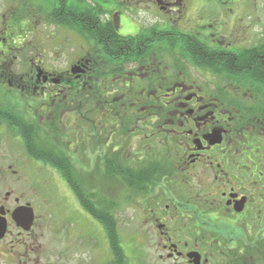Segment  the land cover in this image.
<instances>
[{
	"label": "flooded vegetation",
	"instance_id": "obj_1",
	"mask_svg": "<svg viewBox=\"0 0 264 264\" xmlns=\"http://www.w3.org/2000/svg\"><path fill=\"white\" fill-rule=\"evenodd\" d=\"M0 264H264V0H0Z\"/></svg>",
	"mask_w": 264,
	"mask_h": 264
},
{
	"label": "trees",
	"instance_id": "obj_2",
	"mask_svg": "<svg viewBox=\"0 0 264 264\" xmlns=\"http://www.w3.org/2000/svg\"><path fill=\"white\" fill-rule=\"evenodd\" d=\"M104 35V34H103ZM99 33L97 34H89L87 37H91L97 39V41H108L106 39H100L99 37H104ZM123 39L128 40L132 39L131 37ZM49 141L46 136L40 137H29L28 143L25 144V149H27L28 156H32L35 159L44 160V162L48 163L49 165H53L61 174V177L64 178L73 188H80L82 187L81 183L78 181L81 178V174L78 173V168H76L75 164L72 163L71 159H66L62 153V162L61 164H56L53 159L51 160V152L47 149L46 146H49ZM66 154V153H65ZM110 173V172H109ZM111 177V175L105 174V177ZM83 178V175H82Z\"/></svg>",
	"mask_w": 264,
	"mask_h": 264
},
{
	"label": "rangeland",
	"instance_id": "obj_3",
	"mask_svg": "<svg viewBox=\"0 0 264 264\" xmlns=\"http://www.w3.org/2000/svg\"><path fill=\"white\" fill-rule=\"evenodd\" d=\"M64 41L66 45V39L65 38H61L59 37L58 38V42H60V44L62 45V42L61 41ZM52 40L50 39H45V40H38V42H41L43 47H46L49 46L48 45V42H50ZM74 44L76 46V50L78 51V48L80 46V44H82L83 41H81V39L78 37H75L74 38ZM86 169H89L87 166L85 167ZM24 171V176H23V179L25 178V180L28 182V185L31 186V187H26V190L27 192H32V191H39L37 187L40 186V184L42 183V178L50 175L51 171L48 170L47 168L45 167H34V166H30V168H28V170H23ZM26 172H28V176L29 178L26 176ZM38 180V181H37ZM57 183H58V188L55 186V183L54 182H49L48 181H45L43 185H41V191H44V192H53V191H63V192H68L69 191V187L66 183V181L64 180V178H62L61 176H58L57 177ZM108 185L112 186L113 184L112 183H107ZM120 191V190H119Z\"/></svg>",
	"mask_w": 264,
	"mask_h": 264
}]
</instances>
